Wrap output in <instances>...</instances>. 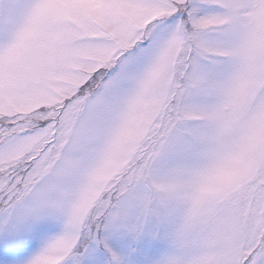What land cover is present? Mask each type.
I'll return each instance as SVG.
<instances>
[{
    "label": "snow or ice",
    "instance_id": "6c2138e0",
    "mask_svg": "<svg viewBox=\"0 0 264 264\" xmlns=\"http://www.w3.org/2000/svg\"><path fill=\"white\" fill-rule=\"evenodd\" d=\"M0 264H264V0H0Z\"/></svg>",
    "mask_w": 264,
    "mask_h": 264
}]
</instances>
